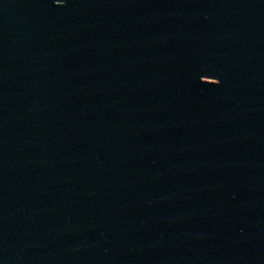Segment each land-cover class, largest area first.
Here are the masks:
<instances>
[{
  "label": "water",
  "instance_id": "1",
  "mask_svg": "<svg viewBox=\"0 0 264 264\" xmlns=\"http://www.w3.org/2000/svg\"><path fill=\"white\" fill-rule=\"evenodd\" d=\"M0 264H264V0H0Z\"/></svg>",
  "mask_w": 264,
  "mask_h": 264
}]
</instances>
